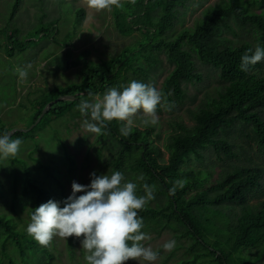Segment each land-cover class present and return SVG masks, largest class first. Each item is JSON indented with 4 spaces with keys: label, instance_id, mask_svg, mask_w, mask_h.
Instances as JSON below:
<instances>
[{
    "label": "trees",
    "instance_id": "16d2710c",
    "mask_svg": "<svg viewBox=\"0 0 264 264\" xmlns=\"http://www.w3.org/2000/svg\"><path fill=\"white\" fill-rule=\"evenodd\" d=\"M185 2L135 0L132 3L126 0L127 11L115 12L114 23L121 34L138 31L141 35L137 39L138 60L125 66L124 70L139 72L143 80L157 65L160 55L165 56L172 69L160 90L171 107L168 110L162 103L157 112H162L163 107L169 112L180 109L186 97L184 84L200 80L193 56L218 70L222 88L206 104L191 111V125L179 123V131L167 136L164 143L168 153L166 160L162 158L160 148L149 139L152 128L140 129L135 125L131 135L125 137L121 134L124 122L115 119L109 122L104 137L118 147L106 167L111 173H123L126 181H135L143 174L144 180L138 181L137 194H144V183L155 186V206H146L139 215L144 225L152 224L157 230L168 227L177 231L179 237L191 240L188 249L192 259L180 264H193L197 260L207 264L212 261L217 264H260L264 258V168L233 165L213 179L211 170L202 163L204 152L214 153L221 161L236 156V144L229 138L234 130L251 139L257 153L264 157V60L249 65L247 71L241 70V57L245 53L251 55L249 49L254 51L257 45L264 48V10H251L252 2L226 0L208 6L193 25L175 33V21L179 14H184L178 6H184ZM83 13L82 9L78 11L81 23ZM235 26L253 35L255 44L246 40L233 44L232 40L222 36L224 32L235 33ZM123 56L125 59L126 53ZM124 72L119 76L115 71L109 72L107 79L93 71L84 73L79 83L59 91L58 96L73 94L76 96L74 103H80L83 96L91 97L113 87L122 90L127 85L120 80ZM47 102L42 103L34 119ZM69 107V104L57 101L45 112L59 116ZM7 131L0 129V136ZM25 132L16 131L11 137ZM27 180L31 187L27 193H31L33 200L29 210L31 217L34 208L47 202L50 194L31 178ZM178 181L184 182L182 187ZM173 188L174 194L170 191ZM1 230L15 242L22 255L30 248H37L38 252L51 257L27 232L15 230L14 224L4 215H0V233ZM253 248L259 252L256 258L244 255L246 249Z\"/></svg>",
    "mask_w": 264,
    "mask_h": 264
},
{
    "label": "rangeland",
    "instance_id": "374dc122",
    "mask_svg": "<svg viewBox=\"0 0 264 264\" xmlns=\"http://www.w3.org/2000/svg\"><path fill=\"white\" fill-rule=\"evenodd\" d=\"M16 1L0 0V129L8 130L7 133L13 129L27 131L23 135L21 133L11 137L22 141L18 154L7 159L0 158V215L10 219L14 229L22 233L27 232L29 210L33 205L30 199L32 195L27 193L31 190L27 178L44 187L50 194L49 199L52 197V200L61 202L60 206L63 207V200L71 194L73 181L87 185L92 172L97 175L111 174L106 163L118 147H114L104 134L97 135L85 130V117L75 110L79 105L74 103L75 99L69 97L60 100L70 106L62 115L54 116L45 112L39 117L47 104L60 97L59 91L79 83L82 74L84 76V73L92 71L104 75L106 79L109 72L115 71L119 76L125 71L120 78L121 82L128 84L137 80L160 90L172 65L161 54L157 65L147 72L143 80L139 72L124 70L125 66L133 65L138 60L137 39L141 36L138 31L123 35L115 26L114 14L127 11L126 0H121L122 7L113 6L111 10L102 11L90 8L87 0H19L14 9ZM223 1L226 0H186L184 6H178L184 14L177 17L173 31L176 33L183 27L193 25L205 8ZM241 1L245 4L252 2L250 9L253 11L264 10V0ZM81 9L84 11L82 23L79 21L81 15L78 14ZM234 30L235 33L224 32L222 36L232 40L233 44L244 40L255 42L250 33L237 26ZM124 53L127 55L125 59ZM192 58L200 80L184 84L186 97L180 109L169 112L162 105L163 111L157 112L159 121L155 125L142 122V111L134 117V126L153 129L149 139L160 148L164 160L168 157L164 150L167 136L179 131V123L191 125V111L215 97L223 85L217 69L202 63L195 56ZM27 65H31L27 69L28 78L21 80L16 70ZM105 92L91 97L83 96L82 101H91L94 96H102ZM45 101H48L46 106L34 119ZM229 138L236 144L235 157L221 161L214 153L204 152L202 164L211 170L213 179L220 171L229 170L233 165H259L264 168V157L257 153L251 139L239 135L237 130L232 131ZM189 166L193 167V164ZM138 181L136 177L133 182L139 187ZM148 205L154 207L155 201H149ZM141 231L151 237L143 243L159 251L158 259L153 264H180L192 259L188 249L191 240L179 237L177 231L168 227L157 230L152 224L144 225ZM82 238L71 236L65 240L55 236L45 247L51 257L42 251L38 252L37 248H30L26 255H22L15 242L1 230L0 264H87V253L81 246ZM170 239L176 241L171 252L161 247ZM244 253L245 256L250 255L251 259L259 254L256 248L246 249ZM207 263L197 260L193 264ZM126 264L148 262L129 260ZM211 264L217 263L212 261ZM260 264H264V258Z\"/></svg>",
    "mask_w": 264,
    "mask_h": 264
},
{
    "label": "clouds",
    "instance_id": "9594fccd",
    "mask_svg": "<svg viewBox=\"0 0 264 264\" xmlns=\"http://www.w3.org/2000/svg\"><path fill=\"white\" fill-rule=\"evenodd\" d=\"M131 2L135 3V0ZM87 3L96 11L122 7L121 0H87ZM248 52L252 54L245 53L241 57L242 71L264 60V48L259 45ZM30 67L17 68L21 80H27V69ZM162 103L170 110L171 106L162 90L132 80L122 90L109 88L102 96L81 101L78 110L85 117L83 127L86 131L103 135L107 131V124L115 119L124 122L121 134L127 137L132 133L134 117L141 111L145 125L157 124V107ZM21 143L18 138L12 139L9 133L0 136V158L15 157ZM90 177L87 185L72 182L71 194L63 200V207L60 206L61 202L52 199L35 207L27 233L44 247L55 236L65 240L71 236L83 237L81 246L87 253V264H126L129 260L153 264L158 259L159 251L143 243L151 237L141 231L144 223L139 212L155 198V186L144 183V195H138L137 183L126 181L120 171H113L110 175L92 172ZM138 179L144 180L143 174ZM177 183L182 187L184 182ZM170 191L174 194L175 188ZM175 246L176 241L170 239L161 247L171 252Z\"/></svg>",
    "mask_w": 264,
    "mask_h": 264
},
{
    "label": "water",
    "instance_id": "95a60500",
    "mask_svg": "<svg viewBox=\"0 0 264 264\" xmlns=\"http://www.w3.org/2000/svg\"><path fill=\"white\" fill-rule=\"evenodd\" d=\"M72 98V99H74L76 96H68V95H63V96H60L58 99H56V100H53L52 102H50L49 104H47V106L43 109V112L40 114V116L39 117H41L42 115H43V113L47 110V108L48 107H50L53 103H55V102H57V101H60V100H62V99H66V98ZM14 131H16V129H13L11 132H9V134H12ZM22 131H27V130H22Z\"/></svg>",
    "mask_w": 264,
    "mask_h": 264
}]
</instances>
